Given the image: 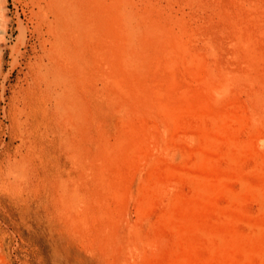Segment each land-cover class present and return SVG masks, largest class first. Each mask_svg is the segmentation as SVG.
I'll list each match as a JSON object with an SVG mask.
<instances>
[{
	"label": "rangeland",
	"instance_id": "1",
	"mask_svg": "<svg viewBox=\"0 0 264 264\" xmlns=\"http://www.w3.org/2000/svg\"><path fill=\"white\" fill-rule=\"evenodd\" d=\"M94 3L79 40L55 0H0V264H264V0Z\"/></svg>",
	"mask_w": 264,
	"mask_h": 264
},
{
	"label": "bare ground",
	"instance_id": "2",
	"mask_svg": "<svg viewBox=\"0 0 264 264\" xmlns=\"http://www.w3.org/2000/svg\"><path fill=\"white\" fill-rule=\"evenodd\" d=\"M55 3L57 5L56 12L60 13L65 18L64 24L67 25L72 31H74V33H76L75 35L79 38V40H83L94 35L95 30H93V24H95L96 22L94 14L90 13V11L93 12V8H95L94 0H55ZM123 9L120 11L119 17H117V28L120 35L119 38L124 35V38L122 40V48L123 52H125L124 59L128 60L127 65L129 67H132V69H136L140 67V54L138 49H140V45L142 44V40L144 39V31L140 25L138 15L134 11L126 13V11ZM120 17L122 18L120 19ZM4 29L5 28H3L2 30ZM22 29V34H20V36L21 38H24L26 35L25 28ZM2 32L3 31H1V33ZM54 51L56 50L52 48L49 52H45V54L37 57V61L35 62L37 66L36 75L38 78L41 77V79L45 80L48 99L52 104L54 103L55 107L63 112L64 116H66V111L78 114V110L80 109L79 102H81L78 92L75 93L76 90H68V86L66 87V79L64 80L61 75L56 76L53 74L54 76L49 78V72L51 71V69H58V67H60L58 61L53 60ZM61 61H64V59L62 58ZM64 62L66 64V61ZM257 99H261L260 94H257ZM263 107H261V109H264ZM255 115L258 114L255 113ZM252 119L256 120V122L258 120L259 122L258 118ZM252 119L250 121L254 123L255 121L253 122ZM259 138H264V131L259 133Z\"/></svg>",
	"mask_w": 264,
	"mask_h": 264
},
{
	"label": "built area",
	"instance_id": "3",
	"mask_svg": "<svg viewBox=\"0 0 264 264\" xmlns=\"http://www.w3.org/2000/svg\"><path fill=\"white\" fill-rule=\"evenodd\" d=\"M0 30H1V22H0Z\"/></svg>",
	"mask_w": 264,
	"mask_h": 264
}]
</instances>
